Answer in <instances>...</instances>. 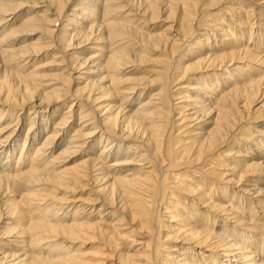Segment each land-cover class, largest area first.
I'll return each mask as SVG.
<instances>
[{"label":"bare ground","instance_id":"6f19581e","mask_svg":"<svg viewBox=\"0 0 264 264\" xmlns=\"http://www.w3.org/2000/svg\"><path fill=\"white\" fill-rule=\"evenodd\" d=\"M36 1L0 0V264H264L254 10L218 27L202 0Z\"/></svg>","mask_w":264,"mask_h":264},{"label":"rangeland","instance_id":"374dc122","mask_svg":"<svg viewBox=\"0 0 264 264\" xmlns=\"http://www.w3.org/2000/svg\"><path fill=\"white\" fill-rule=\"evenodd\" d=\"M9 1H11L10 3H12V0H9ZM17 1H19V2H23L24 4H26V8H23V10H25V15L24 16H26V15H28L29 13H31L33 10H40V13L42 12V10H44V9H42V8H44L43 6H45V4L46 3H39L38 5H36L38 2L36 1V0H17ZM41 2H42V0H40ZM46 1V0H45ZM93 1H95V0H93ZM195 2L196 0H188V2ZM200 2H201V4H203V2L202 1H204L205 3L202 5V7H201V16L202 17H204L203 19H205V21H206V24L208 23L209 25L211 24V25H216L217 24V26L218 27H224V25H220V23H216V20H219V19H225V21H224V23L226 24L228 21H230V20H232L233 18L234 19H236V17L235 16H233V14L232 13H235L236 11H237V9H239V10H241L243 7L244 8H247L248 9V11H251V9H253L254 10V13H255V16L252 18V19H254V21H256L257 20V23L258 24H260V23H264V22H262V21H259V19L260 20H264V0H255V1H250V0H199ZM199 1H197V2H199ZM221 1V2H220ZM43 2H44V0H43ZM181 3L183 2L182 0L180 1ZM196 2V3H197ZM255 3V4H254ZM36 6H38V8H36V9H34ZM242 6V7H241ZM92 7V6H91ZM229 8H231V12L229 11V13H228V9ZM204 9V10H203ZM236 10V11H235ZM247 11V10H246ZM225 14H226V16H225ZM232 14V15H231ZM253 14V13H252ZM213 17H212V16ZM168 15L167 14H164V13H162L161 12V14H160V19L156 22V23H153L151 26H152V28H161L163 25H165V26H169L170 24H172V22H170V21H164L163 19H165L166 17H167ZM213 18H215V19H213ZM229 18V19H228ZM231 18V19H230ZM143 19H145V18H143ZM210 19V20H209ZM213 19V20H212ZM226 20H227V22H226ZM78 21V20H77ZM208 21V22H207ZM142 22V21H141ZM210 22V23H209ZM207 24V25H208ZM226 26V25H225ZM258 25H256L255 27H257ZM234 27V26H233ZM259 27V26H258ZM257 27V28H258ZM256 28V29H257ZM263 28H264V25H263ZM259 29V28H258ZM257 29V30H258ZM201 32V31H200ZM201 33H203V31L201 32ZM214 33V32H213ZM212 33V34H213ZM200 34V33H199ZM217 34V36H218V38L220 39V36L221 35H218V33H215V35ZM42 35L40 34V33H37V34H29V35H27V36H22V37H20L21 39H23V40H28L29 42H40V37H41ZM198 38H200L199 36L196 38V39H194V41L193 42H195L196 40H198ZM264 35H263V37H262V42L264 43ZM22 42H24V41H21V43ZM192 42V43H193ZM249 42V41H248ZM191 43V44H192ZM20 44V43H19ZM132 51V50H131ZM91 52H93V51H88V52H86V54H87V56H88V54H90ZM183 53H184V51H183ZM182 53V54H183ZM186 53V52H185ZM184 53V54H185ZM49 55H51V53H49V54H45L44 56H42V57H40V58H38V60L37 59H35L34 61H32L30 64H28L27 66H26V69H28V68H30V66H32V65H36L38 68H42V72L41 73H50V70H51V66H50V61H51V59L49 58ZM150 59L151 60H153V64H156V62H158L159 61V59H160V56H158V55H153V56H150ZM48 66H50V67H48ZM154 67V65H150V66H148V67H146L147 69H152ZM84 71H86V69H83V72ZM39 72V71H38ZM90 78L89 79H94L95 77H96V74L95 75H90L89 76ZM130 98H132V97H130ZM136 99V97L135 98H133V102H134V100ZM107 103H109V102H106V103H104L105 105H107ZM135 104H137V103H133L132 105H130L129 104V106H128V109H131V108H135L136 109V107H135ZM56 108H58V109H54L53 110V112L54 113H57V115L59 116H61L63 113H61V108H62V104L61 103H58L57 104V106H56ZM52 112V113H53ZM51 113V114H52ZM260 122H262V121H260ZM253 124H254V122H253ZM262 124V123H261ZM255 125V127H259L260 126V123H257L256 122V124H254ZM208 125H206V127L205 128H208L207 127ZM26 128L27 127H25V131H26ZM24 131V132H25ZM178 134V133H177ZM94 143L96 144L97 143V141L95 140L94 141ZM248 147H249V145H248ZM253 150H254V147H253ZM253 153V152H252ZM83 156L84 155H82V154H80V155H75L74 157H71V158H68V159H66L65 160V163L64 164H62V165H66V166H73V165H75L77 162H79L80 160H82V158H83ZM3 161H4V159H3ZM125 170L126 169H129V168H132V167H127V166H125V167H123ZM229 174H231V173H229ZM224 184L226 185L227 183L226 182H223V183H220L219 184V186L220 187H222V186H224ZM264 187V185H260V188H263ZM82 197L85 199V198H87V193H82ZM251 197V196H250ZM77 198H78V196H77ZM257 199H261V200H264V199H262V198H264V197H256ZM257 199H255L256 201H258ZM254 208H255V204H254V206H253ZM258 207H260V204H259V206ZM91 211V208L90 207H87V209H86V211L85 212H83L82 214H81V216H82V218L83 217H85L89 212ZM94 217H96V216H94ZM218 225V224H217ZM9 225H7V223H5L2 227H3V229H5L6 227H8ZM0 228H1V225H0ZM174 241H170V243L169 244H171V245H177L178 244V242L177 243H173ZM181 246H182V244L181 243H179ZM15 246V245H14ZM167 247V246H166ZM96 247H94V246H89V247H86V249H84V252H86V251H89V252H91V251H94V249H95Z\"/></svg>","mask_w":264,"mask_h":264}]
</instances>
